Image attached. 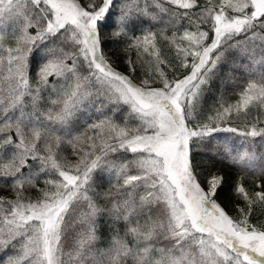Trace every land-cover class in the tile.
I'll list each match as a JSON object with an SVG mask.
<instances>
[{"label": "snow or ice", "instance_id": "obj_1", "mask_svg": "<svg viewBox=\"0 0 264 264\" xmlns=\"http://www.w3.org/2000/svg\"><path fill=\"white\" fill-rule=\"evenodd\" d=\"M257 146L264 0H0V264H264Z\"/></svg>", "mask_w": 264, "mask_h": 264}, {"label": "trees", "instance_id": "obj_2", "mask_svg": "<svg viewBox=\"0 0 264 264\" xmlns=\"http://www.w3.org/2000/svg\"><path fill=\"white\" fill-rule=\"evenodd\" d=\"M104 35L107 38L111 36V29H105ZM117 46L109 45L107 48V52L113 59H118L122 56V53L116 51ZM120 71L127 73V66L120 62L115 65ZM226 99H234L229 94H226ZM215 106V101H210L208 107ZM257 155L260 157L259 160L256 162L257 167L264 166V154H261V149L257 146L256 148ZM202 170H208L216 175L223 174L225 183L222 186V189L218 193L217 202L220 203L224 208L225 211L230 216H237L236 212V205L241 203V201L233 195V192L230 189H234L235 185L238 182V178H243V184L246 188L250 191L255 190V183L252 177V174L248 172L247 169H240L236 166H230L227 162L223 161H212L208 159H204L200 165ZM6 193L0 192V195H5ZM251 223L259 227L261 224H264V216L258 217L257 215H253L251 217ZM102 225V235L104 238L103 246H107L108 241L111 238L112 233L109 232L107 225L101 220Z\"/></svg>", "mask_w": 264, "mask_h": 264}]
</instances>
